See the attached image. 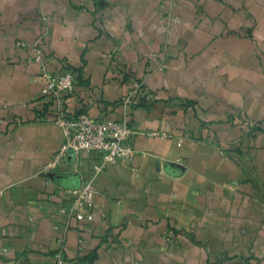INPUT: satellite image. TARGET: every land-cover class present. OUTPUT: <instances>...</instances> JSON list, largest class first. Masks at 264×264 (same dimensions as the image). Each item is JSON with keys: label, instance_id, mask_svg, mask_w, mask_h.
<instances>
[{"label": "crops", "instance_id": "1", "mask_svg": "<svg viewBox=\"0 0 264 264\" xmlns=\"http://www.w3.org/2000/svg\"><path fill=\"white\" fill-rule=\"evenodd\" d=\"M36 44L77 75L67 110L128 116L131 159L49 167L65 138ZM137 83L152 99L125 105ZM90 178L66 264H264V0H0V264H55L58 209Z\"/></svg>", "mask_w": 264, "mask_h": 264}, {"label": "built area", "instance_id": "2", "mask_svg": "<svg viewBox=\"0 0 264 264\" xmlns=\"http://www.w3.org/2000/svg\"><path fill=\"white\" fill-rule=\"evenodd\" d=\"M106 1V0H105ZM108 1V0H107ZM19 45H25L18 42ZM34 54L29 61L40 65L41 80V99L42 113L52 114V121L58 124L64 133L63 150L60 154L61 159L49 163V167L57 166L58 160L64 161V156L72 153L75 156L80 153L98 152L100 159L95 164L96 172L103 170L108 164H112L119 159H131L135 153L133 139L136 134L128 116L122 118L113 117H94L88 111L81 110L71 112L66 109V97L73 93L77 86V75L75 71L63 62L61 71H53L47 66V56L42 45L33 46ZM145 99L149 103L152 95L141 83H137L130 89L121 102L125 105H136ZM155 135H164L167 133L152 132ZM221 154H228L226 149L220 150ZM95 180L90 178L84 180L77 188L67 190L66 203L58 209L64 216L63 231L59 235V248L54 253L55 264L67 263V231L76 222L77 226L89 223L93 220V204L96 193ZM51 197H53L51 195ZM80 242L83 240L80 239Z\"/></svg>", "mask_w": 264, "mask_h": 264}, {"label": "trees", "instance_id": "3", "mask_svg": "<svg viewBox=\"0 0 264 264\" xmlns=\"http://www.w3.org/2000/svg\"><path fill=\"white\" fill-rule=\"evenodd\" d=\"M144 86V85H143ZM143 101H145V99L144 98H142V101L140 102V103H138V104H141V103H143ZM138 104H136V105H138ZM135 106V105H134Z\"/></svg>", "mask_w": 264, "mask_h": 264}]
</instances>
